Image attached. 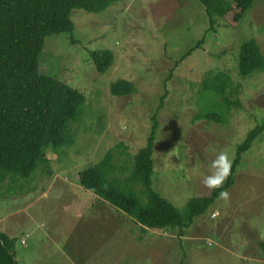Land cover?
<instances>
[{
    "label": "rangeland",
    "instance_id": "374dc122",
    "mask_svg": "<svg viewBox=\"0 0 264 264\" xmlns=\"http://www.w3.org/2000/svg\"><path fill=\"white\" fill-rule=\"evenodd\" d=\"M224 2L229 9L233 0ZM235 15L217 17L212 31L199 0H115L99 14L74 11L72 35L45 39L40 71L86 103L70 125L73 144L45 154L50 176L39 166L28 180L0 185V233L14 241L17 264H264V130L241 156L228 199L183 236L145 228L79 184V173L109 151L115 176L133 169L156 115L153 190L183 215L190 201L211 194L202 181L215 155L225 151L233 166L249 132L264 126V72L243 77L238 69L246 42L255 40L264 55V0L232 24ZM95 51L114 54L104 75L90 60ZM218 75L232 80L226 99ZM119 80L136 92L113 97Z\"/></svg>",
    "mask_w": 264,
    "mask_h": 264
},
{
    "label": "trees",
    "instance_id": "16d2710c",
    "mask_svg": "<svg viewBox=\"0 0 264 264\" xmlns=\"http://www.w3.org/2000/svg\"><path fill=\"white\" fill-rule=\"evenodd\" d=\"M199 2L205 8L213 31L217 17L228 21L238 10L232 24L240 22L254 0H233L229 9L224 0ZM113 4L115 0H0V185L28 180L39 166L44 167L43 171L46 170L50 176L53 172L49 167L50 161L45 158L47 150L51 148L56 152L73 144L70 125L79 120L86 98L40 71L45 39L53 35H72L74 24L71 16L74 11L99 14ZM201 44L195 49H199ZM90 60L97 73L104 75L112 68L115 57L111 51H95L90 53ZM238 69L243 77L264 72V55L255 40L241 46ZM215 80L219 83L217 92L226 99L225 88L232 86L231 78L218 75ZM205 85L206 80L203 88ZM135 92L134 84L126 80L117 81L110 89L111 95L119 98L129 97ZM236 93L239 95L238 88ZM166 96L167 93L158 111L163 107ZM151 121L147 144L135 156L133 169L132 164L129 172L127 167L118 168L115 176L116 167L109 151L101 163L79 173V184L143 227L179 230L183 236L193 226L195 218L204 215L220 199L219 191H228L234 186L241 156L252 148L264 126L249 132L238 148L237 158L221 188L212 189L207 197L190 201L187 214L183 215L152 188V159L158 130L156 115ZM126 175L128 177L123 184L120 179ZM138 187L142 189L140 193L136 190ZM142 197L148 202L143 203ZM260 247L264 253V244ZM0 264H17L14 241L3 233H0Z\"/></svg>",
    "mask_w": 264,
    "mask_h": 264
},
{
    "label": "clouds",
    "instance_id": "9594fccd",
    "mask_svg": "<svg viewBox=\"0 0 264 264\" xmlns=\"http://www.w3.org/2000/svg\"><path fill=\"white\" fill-rule=\"evenodd\" d=\"M232 162L228 154L221 150L215 158L210 162V174L203 178V184L208 189H219L224 184L225 180L230 174ZM229 193L226 190H221L218 193V198L227 200Z\"/></svg>",
    "mask_w": 264,
    "mask_h": 264
}]
</instances>
